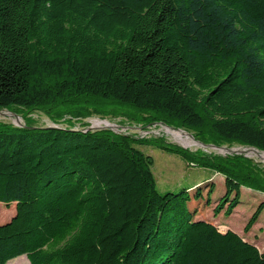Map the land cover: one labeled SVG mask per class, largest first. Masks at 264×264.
<instances>
[{
  "label": "trees",
  "instance_id": "1",
  "mask_svg": "<svg viewBox=\"0 0 264 264\" xmlns=\"http://www.w3.org/2000/svg\"><path fill=\"white\" fill-rule=\"evenodd\" d=\"M83 98L264 151V0H0V109L57 123L119 113ZM86 125L0 122V203L15 205L0 264H264L255 243L200 217L233 215L242 187L264 193L259 164ZM154 144L223 175L225 192L213 201L211 178L160 192L138 147Z\"/></svg>",
  "mask_w": 264,
  "mask_h": 264
},
{
  "label": "rangeland",
  "instance_id": "2",
  "mask_svg": "<svg viewBox=\"0 0 264 264\" xmlns=\"http://www.w3.org/2000/svg\"><path fill=\"white\" fill-rule=\"evenodd\" d=\"M78 101L92 106H101L106 108L108 111H110V109H117L119 113L117 115L109 113L105 117L92 116L80 120L70 119L71 117L68 115L60 119V122L57 123L50 116L48 111L44 109L21 111L0 109V122L12 124L18 127H24L28 125V122H33L35 123V126L38 127L56 125L63 128L72 127L75 129L84 128L85 123H88V125L85 126V128H88L94 126L96 122H100V126L94 127L108 126L109 128H112L110 129L112 132L117 134H125L139 138L164 139L169 143L179 145L183 148L190 149L191 151H200L210 154L213 153L222 156L240 155L253 160L255 163L264 168V151L238 143H225L220 147H214L212 145L206 146L197 139L195 131L178 125H167L163 121L150 122L146 117L148 114L131 107L112 102L106 103L105 101L100 100H87L86 98ZM62 108H67V106L64 105ZM18 117L21 119L20 122L17 121ZM181 132L187 133V135L183 134L182 137L187 140L186 144L183 142L182 138H180ZM138 147L143 152L154 158L152 170L156 177L157 187L160 192H177L184 187L197 185L210 178L215 181V185L217 184V188L212 195L213 201L225 192V178L223 175L214 173L212 170L207 168L190 165L180 155L165 151L156 144L139 145ZM263 200L264 193L242 187L241 203L233 215L226 217L222 212L215 216L213 213V206L212 208L205 207L201 211L200 217L208 219L225 230L233 229L239 232L246 240L255 243L260 250L264 251V211L258 223L249 232H245L244 230L247 221L256 210L258 204ZM0 204V223H4L3 220L7 219L5 217L10 213L15 205L14 203L10 204V206L3 203ZM19 257H23L21 258V263L19 264H30L26 255Z\"/></svg>",
  "mask_w": 264,
  "mask_h": 264
},
{
  "label": "water",
  "instance_id": "3",
  "mask_svg": "<svg viewBox=\"0 0 264 264\" xmlns=\"http://www.w3.org/2000/svg\"><path fill=\"white\" fill-rule=\"evenodd\" d=\"M15 114V113H14ZM16 115V114H15ZM24 127H27V128H32V127H29V126H24ZM48 127H58V126H48ZM33 128H36V127H33ZM47 128V127H46ZM98 129H112V128H109L108 126L106 127H94V126H91V127H88L85 129V131L87 130H98ZM203 144V143H202ZM203 145H206V144H203ZM207 146V145H206ZM214 146V145H212ZM214 147H217V146H214Z\"/></svg>",
  "mask_w": 264,
  "mask_h": 264
},
{
  "label": "bare ground",
  "instance_id": "4",
  "mask_svg": "<svg viewBox=\"0 0 264 264\" xmlns=\"http://www.w3.org/2000/svg\"><path fill=\"white\" fill-rule=\"evenodd\" d=\"M15 116H16V115H15ZM17 121L20 122L21 119L18 117V118H17ZM107 124H108V123H107ZM100 125H101L100 122H96L94 126H100ZM183 134L187 135V133L181 132V133H180V138L183 137ZM189 136H191V135H189ZM182 140H183V142H184L185 144L187 143V142H186V141H187L186 139H183V138H182ZM193 143H194V142H193ZM221 149H222V148H221ZM255 152H256V151H255Z\"/></svg>",
  "mask_w": 264,
  "mask_h": 264
},
{
  "label": "crops",
  "instance_id": "5",
  "mask_svg": "<svg viewBox=\"0 0 264 264\" xmlns=\"http://www.w3.org/2000/svg\"><path fill=\"white\" fill-rule=\"evenodd\" d=\"M21 258H23V257H19V258L13 259V261L11 260V261H9V264H19V263H21L20 262Z\"/></svg>",
  "mask_w": 264,
  "mask_h": 264
}]
</instances>
